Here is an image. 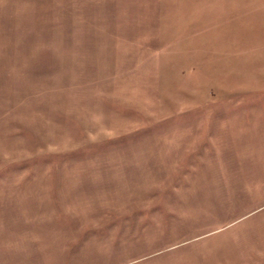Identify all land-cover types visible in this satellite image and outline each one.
<instances>
[{"label": "rangeland", "instance_id": "obj_1", "mask_svg": "<svg viewBox=\"0 0 264 264\" xmlns=\"http://www.w3.org/2000/svg\"><path fill=\"white\" fill-rule=\"evenodd\" d=\"M0 264H264V0H0Z\"/></svg>", "mask_w": 264, "mask_h": 264}]
</instances>
